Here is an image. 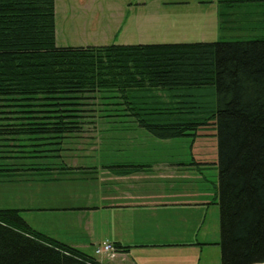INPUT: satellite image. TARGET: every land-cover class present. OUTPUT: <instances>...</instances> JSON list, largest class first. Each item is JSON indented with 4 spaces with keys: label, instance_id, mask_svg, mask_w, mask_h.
Instances as JSON below:
<instances>
[{
    "label": "trees",
    "instance_id": "obj_1",
    "mask_svg": "<svg viewBox=\"0 0 264 264\" xmlns=\"http://www.w3.org/2000/svg\"><path fill=\"white\" fill-rule=\"evenodd\" d=\"M244 1L264 3L227 2ZM98 95L99 115L110 112L100 117L129 116L158 139L212 124L222 264L264 261V36L59 46L55 0H0V182L86 170L67 164L65 142L91 122ZM21 211L0 209V264H102Z\"/></svg>",
    "mask_w": 264,
    "mask_h": 264
},
{
    "label": "crops",
    "instance_id": "obj_2",
    "mask_svg": "<svg viewBox=\"0 0 264 264\" xmlns=\"http://www.w3.org/2000/svg\"><path fill=\"white\" fill-rule=\"evenodd\" d=\"M55 1L58 15L59 0ZM123 1L122 6L114 8L105 0H75L73 9L65 14L72 10L71 16L80 19L101 17L107 36L109 21L116 17L112 10L116 9L121 20L116 33L122 35L130 28L131 37L139 33L138 43L239 38L231 33H253L264 25L261 12H226L225 6L230 10L236 3L227 2L231 0ZM60 4L59 9L64 12L66 1L61 0ZM255 5L264 7L263 1ZM219 11L226 21L221 22ZM248 19L251 26H247ZM58 33L56 24V40ZM125 37L130 39L126 34ZM174 140L177 139L156 138L143 140L142 144L127 141L106 149L99 146L104 143L92 145L93 152L121 151L107 157L101 167L95 163L79 165L93 169L88 171L96 176L92 184L71 174L62 179L1 181L0 191L21 183L19 192L26 190V198L14 208L22 210V217L33 229L90 253L102 264H201V260L204 264V247L218 243H213L207 223L218 205L217 201L213 203L215 184L205 173L198 176L189 168L178 166L175 153H168L170 150L165 148L174 146ZM103 241L121 248L116 257L95 254V247Z\"/></svg>",
    "mask_w": 264,
    "mask_h": 264
},
{
    "label": "rangeland",
    "instance_id": "obj_3",
    "mask_svg": "<svg viewBox=\"0 0 264 264\" xmlns=\"http://www.w3.org/2000/svg\"><path fill=\"white\" fill-rule=\"evenodd\" d=\"M66 4L64 7V12L59 9L61 5V0L58 1V15H56V24L58 25V39L57 45L59 46H81V45H105V44H112V43H120V42H135L133 44H137L139 42V33H136V36H132L130 33V28L127 32L119 35L116 33L117 28L121 24V20L118 17L117 10H112L116 17L113 20L109 21V27L106 29V33H104L103 29V21L102 18H94L90 17L86 20L83 18H76L75 16H71L72 10L65 14V11L68 9H73L74 1L75 0H64ZM108 4L113 5L114 8L123 5V0H105ZM96 3L95 1H93ZM247 2V1H244ZM244 2H238V5L231 7L230 10L224 7L226 12H244L248 11L252 14H257L259 12L264 14V7L259 8L258 6H254V4H246ZM241 3V4H240ZM253 3V2H249ZM105 12L106 10V3L104 2ZM64 17V18H63ZM264 18V16H263ZM240 18H238L239 20ZM247 26H251V20H247ZM105 27V26H104ZM264 27V25H263ZM65 30V31H64ZM135 31V30H134ZM65 32L66 35H65ZM250 30L239 31L237 33L231 34H238L239 38H229L226 36V39L221 40H239V39H250V38H261V36H250V37H242V36H249ZM264 33V30H263ZM130 36V39L125 37ZM125 40V41H123ZM146 42L158 39H142ZM208 41H218V40H208ZM205 41V42H208ZM94 104H90L86 106V108L93 109L92 111L87 112L90 114L87 117L88 120H91L90 123L85 125L84 131H82L79 136L75 137L73 140H66L65 146L66 151L64 152L67 156L66 160L68 165L71 167H79L80 164L85 165L88 163L89 165H96V167H101L107 163V157L117 154L121 151H103V152H93L94 146L98 143H104L105 145H99L102 148L106 149V147L112 148L117 143H126L127 141H136L138 143L135 144H142L143 140L148 139H156L149 131L145 130L144 128L140 127L138 124L134 123L131 117L129 116H105L100 117L101 115L106 114L100 113L103 109L101 104V99L99 95L94 98ZM91 101V100H89ZM106 106V105H105ZM110 113V112H109ZM111 113H117L112 112ZM94 117H96L94 119ZM95 121V122H94ZM94 122V123H92ZM215 127L211 124L208 128H201L199 131V135L192 138L189 136H184L180 138H175L174 146L165 147L166 149L170 150L168 153H175V160L177 163H180L179 167H187L191 172H196L198 176L202 175L203 173L206 174L207 178L215 184L216 193L218 192V185H219V169L217 168L218 161V148H217V137L215 136ZM109 144V145H106ZM94 145V146H92ZM78 156V159L77 157ZM200 164H197V162ZM116 163V162H114ZM188 163V164H184ZM190 163V164H189ZM205 163V164H204ZM88 167V166H85ZM91 167L86 168V170H79L80 172L86 171V174H81L75 171H69L64 173L55 172L54 174H47V176H40L34 175L33 178H37L38 180L48 179V178H65L68 175L76 174L80 180L91 181L95 178L94 173H90L88 171H92L93 169H89ZM31 178V177H30ZM32 178V179H33ZM26 179V178H25ZM25 182V181H22ZM14 183V182H13ZM16 183V182H15ZM19 183L18 186L14 184L7 187V189H3L0 191V209L2 208H13L16 205L23 204L22 201L25 200L27 192L24 190L23 192H19ZM217 206V207H216ZM213 213L211 220L208 221L209 231L211 233V238L213 243L220 242L221 240V233H220V212H219V205H215V208L211 211ZM216 215V218H215ZM215 218V219H214ZM204 264H222V254H221V244H211L209 246L204 247V253H202ZM202 264V260H201Z\"/></svg>",
    "mask_w": 264,
    "mask_h": 264
},
{
    "label": "built area",
    "instance_id": "obj_4",
    "mask_svg": "<svg viewBox=\"0 0 264 264\" xmlns=\"http://www.w3.org/2000/svg\"><path fill=\"white\" fill-rule=\"evenodd\" d=\"M117 251H118L117 248H115V246L113 245L112 242H103V243L99 244V246L96 247V253L98 255L106 254L110 258L115 257L117 254Z\"/></svg>",
    "mask_w": 264,
    "mask_h": 264
},
{
    "label": "water",
    "instance_id": "obj_5",
    "mask_svg": "<svg viewBox=\"0 0 264 264\" xmlns=\"http://www.w3.org/2000/svg\"><path fill=\"white\" fill-rule=\"evenodd\" d=\"M252 264H264V261L255 262V263H252Z\"/></svg>",
    "mask_w": 264,
    "mask_h": 264
}]
</instances>
